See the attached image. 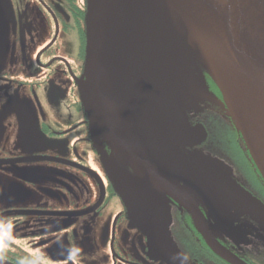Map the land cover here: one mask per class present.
<instances>
[{
  "label": "flooded vegetation",
  "instance_id": "1",
  "mask_svg": "<svg viewBox=\"0 0 264 264\" xmlns=\"http://www.w3.org/2000/svg\"><path fill=\"white\" fill-rule=\"evenodd\" d=\"M86 10L87 0H0V260L231 264L209 247L188 201L225 249L264 264V178L203 69L201 85L183 86L200 92L187 127L159 136L150 98L138 111L126 82L109 85V115H128L148 138L119 133L162 180L145 177L144 207L124 200L120 187L141 169L116 155L96 108ZM186 129L180 155L168 131Z\"/></svg>",
  "mask_w": 264,
  "mask_h": 264
},
{
  "label": "water",
  "instance_id": "2",
  "mask_svg": "<svg viewBox=\"0 0 264 264\" xmlns=\"http://www.w3.org/2000/svg\"><path fill=\"white\" fill-rule=\"evenodd\" d=\"M85 28L89 84L103 127L116 155L141 169L120 187L126 202L144 207L145 177L156 173L119 129L143 142L146 132L118 110L113 119L109 115V85L116 81L126 82L140 111L160 81L181 92L188 79L201 85L205 70L264 178V0H87ZM184 202L209 247L231 264H246L210 234L200 211Z\"/></svg>",
  "mask_w": 264,
  "mask_h": 264
},
{
  "label": "rangeland",
  "instance_id": "3",
  "mask_svg": "<svg viewBox=\"0 0 264 264\" xmlns=\"http://www.w3.org/2000/svg\"><path fill=\"white\" fill-rule=\"evenodd\" d=\"M167 83V84H166ZM159 82L155 87L154 93L152 97H150V102L148 106V110L151 112V117L153 122H159L161 125V131L157 132V135H162L164 130L169 129L171 126L187 127V120L185 116V112L187 110H196L198 107L197 100L199 98V91L195 93H186L179 92L177 89L168 86L170 82ZM222 95V94H221ZM176 114V119L172 116ZM176 131H168V135L172 138H175L173 142L177 144L176 153H180L182 155L184 137L192 132L186 129L184 132H177L176 136L173 137V134ZM179 136V137H178ZM178 137V138H177ZM189 145L190 143H186ZM158 240V238H157ZM152 241H155V238H152Z\"/></svg>",
  "mask_w": 264,
  "mask_h": 264
}]
</instances>
